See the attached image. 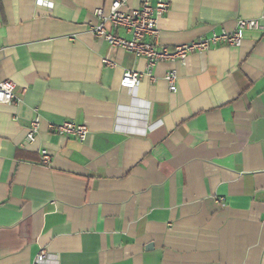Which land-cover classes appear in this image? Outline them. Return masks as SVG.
I'll use <instances>...</instances> for the list:
<instances>
[{"label": "crops", "instance_id": "0c3cea01", "mask_svg": "<svg viewBox=\"0 0 264 264\" xmlns=\"http://www.w3.org/2000/svg\"><path fill=\"white\" fill-rule=\"evenodd\" d=\"M162 1L160 46L260 29L125 90L147 61L92 34L113 0H0V81L17 98L0 105V264H264V0ZM65 121L86 141L50 132Z\"/></svg>", "mask_w": 264, "mask_h": 264}, {"label": "built area", "instance_id": "2783aa9c", "mask_svg": "<svg viewBox=\"0 0 264 264\" xmlns=\"http://www.w3.org/2000/svg\"><path fill=\"white\" fill-rule=\"evenodd\" d=\"M131 0H113L108 14L103 10H97L96 16L100 22L92 29V34L104 40L111 48L122 49L135 55L138 58H144L147 61L145 72L127 71L124 72L120 87L125 90H135L140 86L143 80L155 82L153 70L157 64L162 62L184 64L186 59L194 53L209 51L219 46H228L239 48L243 43V33L246 31H257L260 29L258 20L241 19L238 21L234 32H223L221 34L213 33L209 37H203L186 44L176 46L171 49L160 46L158 29V20L169 10V4L158 0L155 4L151 0H137L138 6L131 7ZM123 31L130 38L119 36L115 31ZM108 67H114V63L104 60ZM165 80L171 92L177 91L178 73L176 70L169 71ZM16 98V84L13 81H0V105L12 103ZM41 126V118L35 116L30 124L26 141L28 144L35 142ZM50 132L64 136L66 138H75L79 142H85L90 134L86 125L76 122L65 121L58 125H50ZM42 165L50 166L51 157L47 150L40 152ZM46 253L41 252L32 264H45Z\"/></svg>", "mask_w": 264, "mask_h": 264}]
</instances>
